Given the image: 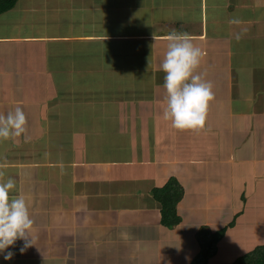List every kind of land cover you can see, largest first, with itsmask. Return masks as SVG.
<instances>
[{
    "label": "crops",
    "instance_id": "obj_1",
    "mask_svg": "<svg viewBox=\"0 0 264 264\" xmlns=\"http://www.w3.org/2000/svg\"><path fill=\"white\" fill-rule=\"evenodd\" d=\"M172 177L170 230L152 190ZM262 194L264 0L0 16V264H189L194 233L236 215L241 256L264 244Z\"/></svg>",
    "mask_w": 264,
    "mask_h": 264
},
{
    "label": "trees",
    "instance_id": "obj_2",
    "mask_svg": "<svg viewBox=\"0 0 264 264\" xmlns=\"http://www.w3.org/2000/svg\"><path fill=\"white\" fill-rule=\"evenodd\" d=\"M21 0H0V16L15 9ZM153 199L160 205V224L164 228L173 230L178 227L183 219L178 212V207L183 201L185 190L176 178H170L164 185L152 190ZM238 215L226 226L214 230L201 226L195 232L198 251L189 264H209L215 257L218 246L225 238L227 231L234 227ZM222 264H264V244L258 245L251 251L237 257L231 263Z\"/></svg>",
    "mask_w": 264,
    "mask_h": 264
},
{
    "label": "rangeland",
    "instance_id": "obj_3",
    "mask_svg": "<svg viewBox=\"0 0 264 264\" xmlns=\"http://www.w3.org/2000/svg\"><path fill=\"white\" fill-rule=\"evenodd\" d=\"M262 196H264V195L262 194ZM250 200H251V204L252 203H255L256 204V201H255L254 198L253 199L251 198ZM262 200L264 201V197H262ZM230 203L231 204H234L236 206L238 204V201L237 202L231 201ZM262 212L264 213V210H262ZM252 217H255V216L252 215ZM229 219H232V217H230ZM214 226H217V225H214ZM219 229H221V227H218L217 226L214 230L216 231V230H219ZM194 236H195V233H194ZM192 241L195 244L196 239L192 237ZM224 242H225L226 245L225 246L223 245L224 243H223V240H222L221 243L218 246L217 254L215 255L214 258H212L209 261V264H219V263L231 262L237 256H240L241 253H243V252H241L243 247H237V245H234L233 247L231 246V244H232L233 241L230 242L229 240L226 239ZM248 243L250 245H253L254 242L253 241H250ZM249 244H248V246H250ZM196 246H197L196 248L198 249L197 242H196ZM126 264H128V263H126Z\"/></svg>",
    "mask_w": 264,
    "mask_h": 264
}]
</instances>
